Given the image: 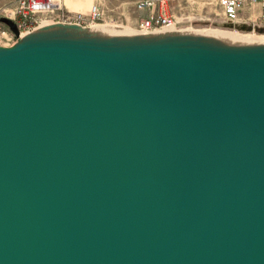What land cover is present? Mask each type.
Segmentation results:
<instances>
[{"label":"water","instance_id":"1","mask_svg":"<svg viewBox=\"0 0 264 264\" xmlns=\"http://www.w3.org/2000/svg\"><path fill=\"white\" fill-rule=\"evenodd\" d=\"M0 264H264V49L0 47Z\"/></svg>","mask_w":264,"mask_h":264},{"label":"rangeland","instance_id":"2","mask_svg":"<svg viewBox=\"0 0 264 264\" xmlns=\"http://www.w3.org/2000/svg\"><path fill=\"white\" fill-rule=\"evenodd\" d=\"M23 0H0V47H11L21 39L23 34L32 31L44 22L65 24H77L88 28L95 25H112L129 29L139 33H145L139 29L140 21L147 15L146 11H138L136 5L141 0H54L59 5L46 13H38L35 22L29 31L20 34L17 38L8 25L2 21L7 19L17 24L19 8ZM156 11H160L172 20V29L181 31L196 30H219L226 32L237 31L242 35L263 36L264 32L258 28L254 17L258 15L259 6L253 10L254 17L249 18L248 7H244L239 15L237 28H228L219 0H154ZM96 7L99 16L91 17V9ZM253 20V21H252ZM167 28L159 29L165 30ZM158 31V30H155ZM154 31H148L150 33ZM236 33V32H234Z\"/></svg>","mask_w":264,"mask_h":264},{"label":"bare ground","instance_id":"3","mask_svg":"<svg viewBox=\"0 0 264 264\" xmlns=\"http://www.w3.org/2000/svg\"><path fill=\"white\" fill-rule=\"evenodd\" d=\"M174 25L150 33H139L112 25H95L83 28L77 24L44 22L32 31L23 34L19 42L40 39H63L73 41L99 42L109 46L147 44H201L232 50H263L264 35H242L237 31L172 29ZM20 38V35L17 37Z\"/></svg>","mask_w":264,"mask_h":264},{"label":"built area","instance_id":"4","mask_svg":"<svg viewBox=\"0 0 264 264\" xmlns=\"http://www.w3.org/2000/svg\"><path fill=\"white\" fill-rule=\"evenodd\" d=\"M259 6V12L254 17L253 10ZM219 6L222 8L226 21L231 23L239 22L240 12L244 7H248L249 18L254 17L258 27L264 31V0H219ZM156 1L141 0L137 3L138 11H146L147 15L140 21L139 29L148 32L163 29L172 25V20L166 14L156 11ZM59 5L54 0H23L19 8V18L16 21V27L19 35L29 31L30 26L35 22V16L38 13H46L58 9ZM92 19H96L99 13L96 7L90 11ZM253 21V20H252Z\"/></svg>","mask_w":264,"mask_h":264}]
</instances>
